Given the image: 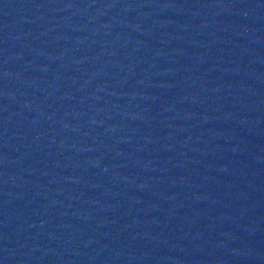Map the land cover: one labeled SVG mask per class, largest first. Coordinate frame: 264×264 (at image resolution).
Wrapping results in <instances>:
<instances>
[{
  "label": "water",
  "instance_id": "95a60500",
  "mask_svg": "<svg viewBox=\"0 0 264 264\" xmlns=\"http://www.w3.org/2000/svg\"><path fill=\"white\" fill-rule=\"evenodd\" d=\"M0 264H264V0H0Z\"/></svg>",
  "mask_w": 264,
  "mask_h": 264
}]
</instances>
